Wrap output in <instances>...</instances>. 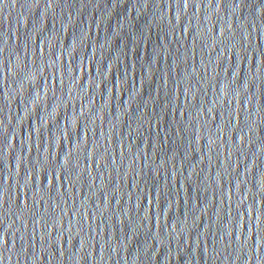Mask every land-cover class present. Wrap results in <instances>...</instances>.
<instances>
[{
	"label": "water",
	"instance_id": "95a60500",
	"mask_svg": "<svg viewBox=\"0 0 264 264\" xmlns=\"http://www.w3.org/2000/svg\"><path fill=\"white\" fill-rule=\"evenodd\" d=\"M0 264H264V0H0Z\"/></svg>",
	"mask_w": 264,
	"mask_h": 264
}]
</instances>
